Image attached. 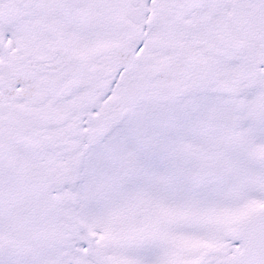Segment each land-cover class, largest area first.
<instances>
[{"label": "snow or ice", "instance_id": "obj_1", "mask_svg": "<svg viewBox=\"0 0 264 264\" xmlns=\"http://www.w3.org/2000/svg\"><path fill=\"white\" fill-rule=\"evenodd\" d=\"M0 264H264V0H0Z\"/></svg>", "mask_w": 264, "mask_h": 264}]
</instances>
